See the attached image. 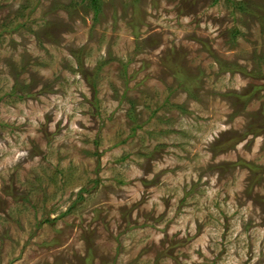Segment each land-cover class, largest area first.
<instances>
[{"label": "rangeland", "instance_id": "1", "mask_svg": "<svg viewBox=\"0 0 264 264\" xmlns=\"http://www.w3.org/2000/svg\"><path fill=\"white\" fill-rule=\"evenodd\" d=\"M0 264H264V0H0Z\"/></svg>", "mask_w": 264, "mask_h": 264}]
</instances>
